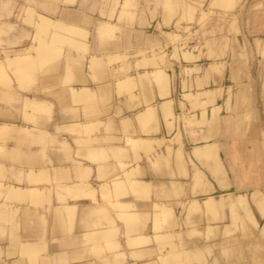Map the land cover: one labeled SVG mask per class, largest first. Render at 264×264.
I'll list each match as a JSON object with an SVG mask.
<instances>
[{
  "label": "bare ground",
  "instance_id": "bare-ground-1",
  "mask_svg": "<svg viewBox=\"0 0 264 264\" xmlns=\"http://www.w3.org/2000/svg\"><path fill=\"white\" fill-rule=\"evenodd\" d=\"M25 1L26 2L32 1L33 3H35V6H31V4L21 6L20 9L17 11L16 16L18 17L20 15V12H25L27 14V17H29V19L23 18V21H29L31 23L32 31H28L25 28H22V30H18V33L23 34L22 36L27 37L28 40L26 39L27 40L26 42H20L21 37H18V39L15 40V42H8L7 44L9 46L2 48L1 53H0V71H1L0 73H3V70L8 69L9 66L11 67V68L9 67L11 70L12 68H14L12 72H10V74L12 73V75H9V73H5V74L3 73L4 75L3 74L0 75V82H4L5 80L6 81L8 80L11 86L8 89H6V91L2 92L3 94L0 95V99L8 98V100L9 99L14 100V101L16 100L21 105L20 111L18 113L12 112L10 109H5V108H2L4 110L2 109L0 110V121H1L0 122V152H2L0 161L2 163L5 161H10V162L18 161L20 163L26 162L29 164V168L31 169L33 165H39V164L42 165L43 163L40 161L41 160V158L39 157L40 153L38 154L37 152H32V151L29 152L27 149L32 145H35V144L39 145L41 153H43L42 156H44L46 140L49 139L51 140V142H54V143L56 142L51 132L48 131V127H50V124L48 122L55 120V119L54 120L52 119L54 117V114L52 115V113L50 112V105L52 104L49 101H47L48 99H45L43 97L31 96L29 94H21L20 92L16 90V87H14L12 83V81L15 80L18 83H20V86H21L22 84L21 82H23L24 80L28 78L27 73L34 72V70L43 69L44 66H45V70L47 71H55V70H61V69L63 70L62 83H64L63 84L64 86H60L56 91H53L52 97L56 99L71 97L73 100H75L76 103L78 102L77 100H79V102H82L81 106L71 110V113L74 118L71 121V123H68L67 125L63 124L65 126H61V124H58V123H57L58 125H56V127L58 126L57 129L59 130L66 128V129L76 132L75 133L76 136H79L80 133L82 134V137L79 136V138L78 137L75 138V142L78 143L77 144L78 146L80 143L79 141H81V144H80L81 147L79 146L80 149L78 148L76 153L77 154L80 153L81 149H82L81 151L84 150L83 153L82 152L80 153V156L81 154H83L82 155L83 158L80 157L81 158L80 160L82 161L79 160L78 163L81 165V168H79V166L78 168L82 169L83 171L84 165H82V163L86 161L87 159H89V157L93 159L92 156L100 155V157L102 158L101 155L103 154V152L107 154L109 150L111 149H117V150H114L113 152L111 151L112 153L110 152V154L108 153L107 155L103 154V156H105L103 157L104 160L99 157L98 158L96 157L97 159H99L100 163L102 162L100 160H103L105 162L109 159L110 160L115 159L114 161H116V159L122 161L123 159L122 160L119 159V157L123 158L122 156L127 157V161L129 160L128 162H126V159H125L126 163L124 162L123 163L124 165L119 164L118 161L117 162L113 161L114 163H117V164H114L111 161H109V163L103 162V164L99 168L97 167L99 170L101 169V173L100 171L98 172L100 173L99 177L101 178V182L98 185V190L99 191L101 190V192L98 191V195L101 197V201L99 203L95 201L96 200L95 197L97 198L96 189L95 191H93L94 188H92V191L88 192V193H91L90 196L83 192V195H86V196L88 195V198L91 199V201L93 202V205L87 206V209L85 211V218L82 220L83 223L85 222L90 225L89 226L84 223V227L86 228L85 229L86 231L83 232V238L85 240L84 243L85 242L91 243L89 246V250H90L89 255L94 257V260H91L89 264H137V263L138 264H189L188 261L193 259V257L198 256L204 247L211 248V249L212 247H215L216 249L218 245L220 244L224 245L225 242L239 241V238L235 236L237 232L234 230V226L232 228V225L234 223L237 224L238 228L239 226L241 227L243 226L244 229H247V228L251 229V232L253 234L254 232L253 229L255 227L257 228V226L255 225L254 227L253 224H258V223H257V218L253 210H251L252 207L248 208L247 202L248 200H250V198L246 196L245 192L241 190L242 189L241 186H238L234 183L232 184V187L230 188V190L209 192V187H211L210 186L211 182H208V180L206 181V183L205 181H201L202 189H197V190H198V193H204V195L202 198H200V202L197 198H190L186 201L187 204L185 206L183 217L186 216L188 219H191L193 217L192 215L194 211H196L199 208L202 209L203 213H206L207 217H209V214L217 213L219 209H221L223 206H227V208L231 212L232 221L231 223H229V225L228 224L213 225L209 222V224L206 227L207 231L208 232L213 231L214 236L218 234V238H215L210 243H205V241L204 242L195 241V239H187L186 234L190 233V231L192 230L182 227V229L181 230L179 229L180 231H178L177 229L179 227L178 228L175 227L176 225L179 226V221L176 220L178 218V215L177 214L173 215L174 213L173 208L169 205L159 202L158 200L163 194H168L172 190L178 191L176 188L177 187L182 188V184H183L182 181H179L173 177L174 176L173 162L170 161L171 165H169L168 167L166 165L165 166L161 165L164 163V160L169 159V158H167L168 155L167 153L164 152V150L159 151L157 149V146L162 142V139H163L162 137H166V136L161 137L160 131L162 129V126L160 127L161 125L160 121L165 120L167 123L166 125L171 126L172 124L169 118H171L174 115L173 109H172V103H173L172 95L173 94L169 95L166 98H162V96L165 95L166 91L169 93L167 68L170 67V64L167 63V60L169 57H176V58H182L185 61H190L191 58L192 59L196 58L197 55L191 53L188 50H184L180 48L182 45H178V42H176V39L177 41H179V39L176 38L175 41L172 39L175 43L173 44V47L171 46L172 49L168 52L166 58H162L161 56L162 59H160L159 61L157 60V57L160 51H158L157 56L155 55L156 57H154L153 55L154 51H152L153 49L150 48V45L145 46L144 44H147V43L146 41H144V43H142L143 46H141L138 50H136L137 54L138 52H140L139 53L140 58L138 59L135 58V61L132 60V61H126L124 63H121L115 69L112 70V73L109 71L115 77L113 81L107 83L104 86L93 87V85L89 84V78H87L84 75V72L86 69H90L91 73H96L100 71V69H102L103 65L101 63H97V64L91 63L90 64L89 62L80 64L77 52L78 51L82 53L88 52L89 54L90 52L94 50H99L104 53H111V51L115 48H118L120 51L121 50L123 51V49H127L130 47L128 45V41L130 39L131 34L134 31H140L139 27L144 28L146 30V28L143 27V25L144 24L150 25L148 23L147 18L145 17V19L142 20V15L141 16L136 15L135 17L133 11L128 12L129 10L128 8L126 9L127 11H124L123 13H119L116 16V19L112 22L108 19L103 20L102 18H105L104 16L108 15L109 13L104 10L106 14L105 13L101 14L102 9L98 6L99 4L97 5V7L96 6L95 7L97 8L98 14H101L102 17L97 16L93 18V16H90L87 13V10L90 8V2L88 3L87 0H76V2L71 5L70 4L67 5L68 4L67 2L72 3L75 0H58L59 1L58 3H56V0H25ZM175 1L176 0H172V2H175ZM0 2L1 4L4 3L0 7V25L6 26L8 28L12 27L13 24L10 21H8L5 17H3V13H2L3 9H7V5H9L10 0H0ZM121 2L130 5L132 0H121ZM75 4H78L76 8L72 6ZM94 5L95 3L94 4L92 3L91 7H93ZM166 5H168V3H166ZM192 5H193V2L191 0H181V6H182L181 16L183 17V19H188V20L191 19L190 16L192 15V10H193ZM35 7H38L40 9L36 10ZM144 8H145L144 6L142 7V9L140 8V11L143 12L145 10ZM121 16H123V18L125 19L124 22H127L128 25L132 26L136 22L138 23V25L139 24L141 25L137 27L135 26L130 27V28L127 27L125 28L126 29L125 33H123V30H122L123 34L120 40H117V41L112 40V41H109L108 43H106L105 40H103L102 43L98 42L99 39H101L105 35H112L113 30L118 27V24L115 21H117V18H120ZM149 16H150V13H149ZM174 20H177V19H174ZM88 22H91V23L93 22V25H94L93 36L92 34H90L89 28H87V26L82 25V23H88ZM187 27H188V24L184 26V28H187ZM182 29H183V26H182ZM169 32L171 34L175 33L176 34L175 36L179 37L178 32L174 30H170ZM169 37L171 39L170 34H169ZM151 38L153 40V37H150V39ZM17 42H19L18 47L14 49H10L13 46L12 44L17 43ZM59 43L69 45V47L74 48L77 52L72 54L71 56L72 58H70V56L68 55H65L63 62L62 60L60 61L56 60L57 62L56 61L51 62L49 60V58H51V55L52 56L54 54L60 55V53L63 54L62 46L59 45ZM147 52H149L148 55H146ZM126 53H129V52H124V54ZM87 57L90 58V56H87ZM85 58L86 57L82 55V59H85ZM193 68L198 69L199 65L195 64V67ZM163 76H164V79H163ZM158 79H159L158 87L155 88L157 85L156 83ZM160 81L162 83L161 87H160L161 84L159 85ZM135 82H139L138 91H132L131 89L132 85H133L132 88L135 87L134 85ZM153 84L154 85L156 84V85L153 87ZM116 87L119 90V92L121 90L122 94L125 93V87L128 89L127 90L128 92L130 91L128 95L129 97L131 96V98H134L132 99L133 106L135 104L134 101L137 100L138 98L137 96L138 95L140 96L138 100L141 102V106L135 112L134 116L131 115L132 119H135L137 123L139 124L140 133H142V129L147 130V128H149V125L152 121H157V126L150 127L153 129H151V131L147 132L146 134L142 133L143 134L142 135L138 133L139 135L137 134L136 136L118 135V136L113 137L112 135L113 133L111 134L103 133L100 135L96 133H95L96 135L94 133H91L92 135H90L89 132L90 131L93 132L96 126L102 122L104 123L105 131L110 132V130L113 129L112 128V117L115 115L121 116V118L119 116V120H120L119 122H122L121 124L123 125V121H124V126L122 125L121 126L125 128L126 126L125 123L127 121L126 118L128 117L127 114H123V111L128 106L126 100L120 99L113 105L110 104L109 106H106L104 108H101L97 106L96 104L95 96L100 91L102 92H100L98 95L103 97L105 96L103 94L105 90H113V96L115 95L114 97L117 98L118 90L116 91ZM20 88H22V86ZM217 91L213 87L212 89H208V90L201 91V92L199 91V92H194V93H188L189 92L188 91V92H185L184 95L188 97L193 96L196 98L197 95H200V94L209 95V93L210 94H212L213 92L217 93ZM168 93H166V95ZM233 96H236V95H233ZM80 97H81V100L79 99ZM115 98H113V100H115ZM209 99L214 100V97L211 96ZM209 99H207V101ZM237 100H238V97L235 100V103H236L235 106H237V109H238L239 105H237V102H236ZM207 101H204V102L202 101V103L204 104ZM79 102L78 104H80ZM138 102L137 104L139 105ZM208 102H211V101L209 100ZM235 106L233 105L232 108L229 106V108L231 110L233 109V111H236L237 109H235ZM135 107H137L136 104H135ZM102 112H105V115H106L104 120L99 118V115ZM202 112L204 113L203 115L201 114L200 116H203L204 118L205 111H201V113ZM18 114L20 116H23V118H25V121L30 123V126L27 125V126H21L20 128H15V126L11 125L10 123L13 122V120L17 119ZM199 114H198V117H199ZM81 115L85 116L87 119H84V120L78 119L79 117H81ZM183 115H185L184 116L185 122L191 124L190 122L191 118H188L187 117L188 115H186L185 113ZM194 115L195 114H193L192 116L194 117ZM92 116H95V117L92 118ZM173 117H176V116H173ZM216 118H214L216 120L215 124L218 125L217 121L219 119L217 120ZM195 119L196 117L194 118V120L192 119L193 121H195L194 123L200 122L199 120L197 121V119L196 120ZM243 119L245 120L244 116H243ZM209 121H210V117H209ZM238 121L237 123H235L236 126L238 124ZM245 121H243L244 124H245ZM127 126H129V124ZM15 130H16V133L18 134L17 136L14 137L15 144L12 146L8 145L7 140L9 137L7 136L10 135L11 131H15ZM123 131L124 129L122 128V134H123ZM125 132H127L126 129H125ZM88 135L90 136V138L88 137ZM83 136L84 137L87 136L89 140L83 138ZM94 137L96 138V140L98 137V141H96L97 143L95 144L94 142L92 143V139L95 140ZM108 138L109 139L113 138L112 139L113 142L111 144L108 143L109 145L107 143L105 144L109 146L108 147L109 150L106 148L107 146L105 147V145H103L106 148V150H108L107 152L104 149V147H101L102 145L101 141L107 140ZM84 139L86 141H84ZM58 143L62 144L66 142H64L63 140V141H59ZM139 143L143 144L142 148H140L136 152L133 149H130V147L134 146V144H139ZM89 146H91V148ZM204 146L205 145L203 143L195 145L191 153L188 152L189 160L193 161L194 158H197V157L205 158L207 151ZM86 148L87 150L85 151ZM88 148L90 152L88 151ZM94 148L95 150H98V151H95ZM90 149L91 150L93 149V151H91ZM128 150L130 153H128ZM132 150L134 151V153L131 152ZM167 150L169 154H172L171 155L172 160H173L174 155L177 156L179 160L182 158V152L180 148L171 147L169 145L167 146L166 151ZM25 151H28V152L26 153ZM87 151L92 154H89ZM154 151L156 153L153 154L152 152ZM9 153H10V157H9ZM86 153L87 155H85ZM142 154L146 155V159H147V162L145 161L146 165L139 163L143 159ZM11 155H14V156H11ZM51 156L49 158V161L52 162L53 159L51 158ZM94 159L92 160V162L94 161ZM99 162H97V164ZM2 163L0 164V175L2 174V176L0 177L1 178L3 177L5 179L6 178L10 179L9 178L10 176H6L5 174L6 170L4 168V164ZM53 163L55 162H52V164ZM118 164L121 169L124 166H126V168L119 172ZM151 164L152 166H154L155 164L156 165L158 164V166L156 169L150 170ZM163 166L165 168H163ZM220 166L221 164L220 162H218L217 168L219 170H221ZM39 167L42 168V166H39ZM85 168H89V167L85 166ZM41 170H42L41 172L37 171V174L41 173L42 176L43 175L46 176L48 173L47 170L44 168ZM86 170L84 169V172H86ZM112 170L114 171L116 170L115 171L116 173H114L113 177L111 176V174L113 173ZM30 172H32V174L28 176L29 178L26 177L27 186L25 187L21 185L22 183L14 184L13 182H10V181H8V183L0 182V194H1L0 195V238L4 237L5 238L4 240L7 241L8 239H10L9 236H12L13 233H15L13 232V228L17 227V229H19L16 232V236H17L16 238H18L17 239L18 245H17L16 250L12 251L8 249L7 251L6 250L3 251L4 252L3 254L6 255V254L11 253V255L19 254L20 256L21 255L25 256L29 259L30 264H62V262H64L65 260L69 258L76 259V258L82 257V255H80L81 252L80 254L79 253L76 254L75 252L77 249L79 250V248H77L73 253H71L70 257L67 256L66 258L61 252H57V251L50 252L49 246L47 245L46 240H45L46 238L44 239L45 240L44 241L43 237H41L40 235L41 232H43L42 229L39 231V228L35 226L34 224L31 226L26 224L27 222H29L26 219L31 217L30 216L31 212H29L30 210L23 209L24 208L23 207V208H20V213H18L20 206L18 207L13 204L17 200H19L17 201L18 203H23L24 201H27L30 204H32L35 208H40V207L44 208L46 207L45 205L40 206V207L37 205L38 202L40 201V197L33 196L41 192V194H38V195L42 196V199L44 198L46 199L49 196L48 198L50 200L44 199L46 202L48 201L47 205L49 206L51 204L49 203V201H51V197H52V196L50 197V194L53 195L51 193L52 192L51 188L53 187L51 186V184L55 185L53 189L56 188V191L52 189L53 193L57 191L59 192L60 189H66L65 191L63 190V193L65 194V192H67L66 193L67 196L70 195L71 193V196L73 194L72 196L73 199H76L75 195L76 197L79 196L76 190L77 188L79 190V187L77 185L78 183L77 180H76L77 182L76 184L66 183L63 185L62 184L63 182H61V185H63L61 187V185L59 186V183L57 180L59 178L62 179L61 177H59V175H57L58 177L54 175V177L52 176L51 178L49 175L46 176L47 178L45 179H48L49 177L51 181L57 180L58 184L57 183L56 184L57 186L60 187V189L58 190L57 189L58 187L56 186V184H54L55 182L49 184L51 188L48 187L50 188L49 192L48 190H46L48 193H50L47 196L48 193L46 194V192H43L42 194V188L40 187V185L42 186L43 182L45 185V182H47L49 179L43 182L40 180L41 181L40 182L38 181V179H40L42 176L41 175L39 176V174L38 176H36L35 175L36 172L34 173L33 169L32 171L30 170ZM84 172H80V173L78 172L77 175H73L74 179L75 177L77 178L80 177V175L81 177L84 176L82 174L87 175L86 174L87 172L86 173ZM109 173H111L110 176H109ZM192 175L196 176L197 177L196 182H199V176H202L204 174L203 172L201 174V170L199 169L198 166L195 165L193 168ZM163 176H165V178ZM55 177L57 178L55 179ZM73 177L71 176V182L72 180H74ZM20 178H21L20 176H14V179L17 180V182H20L18 181ZM45 179L44 177L42 178V180H45ZM22 181L23 179L21 178V182ZM37 181L40 183H38ZM47 183H50V182H47ZM218 183L219 185H221V181H218ZM135 184H138V186L136 187ZM10 185H11V190H9ZM73 185L74 187L75 185H77L75 189L76 192H73L74 191ZM12 186H13V189H12ZM128 186H132V187H129L131 189L134 187L132 190H134V192L136 191V193L132 194L131 193L132 190L129 189ZM169 186L171 187L172 190L169 189ZM152 187H155V191H156L154 199L149 198L148 200H146V197L148 198L147 195L146 197H144L145 198L144 199L142 195L144 196V192L145 193L146 191L149 192ZM68 188L69 189L72 188L69 190L70 193H68L67 191ZM3 190L5 191L7 190V192L9 193L6 192L7 194H2L3 192H5ZM81 190L79 192L80 194H82L81 192L83 191ZM235 190L237 191L239 190L240 192L239 191L236 192ZM257 192L260 193V191L257 190L255 192V195H257L256 194ZM61 193L62 192L55 194V199H57L56 201L59 200L58 204H60V206L54 205L53 207L50 206V207L45 208V209H49L50 211H53V214H51L52 215L51 217L52 218L55 217L54 219L50 218V224L48 225L49 226L48 229L49 230L51 229L50 230L51 233H58L57 231L60 232L64 228V223L62 221L64 214L68 215V217L72 219L76 211V205L74 203L72 204L68 203L65 206V204L67 203L66 202L67 196H66V199H64L65 196L63 193L62 194ZM74 193L76 194L74 195ZM99 193L100 194L103 193L102 196ZM215 193H219L221 195V199L217 198L215 196ZM235 193H241V194L243 193V196L237 197ZM61 195H63L64 198ZM83 195H80V196H83ZM122 195H126V196H123L121 198L120 196ZM61 198H62V201L64 200V203L66 202L65 204L63 203L65 208L62 206L63 204L61 202ZM256 198L257 200L260 199V198L258 199V196ZM12 199L13 201L14 200L15 201L12 202ZM176 200L177 202H179V199H176ZM260 203H262V200ZM61 206L64 209H61L62 208ZM258 207L259 206H257V208ZM260 209L262 210V208ZM106 210H110L111 212L113 211L111 215L106 216L107 217L106 225H109L112 228V230L110 231L111 233L110 242L109 240H106V236H105L106 232H109V230L107 231L105 229L103 231V229L99 230V228L97 229V231L94 230L96 229L99 219L102 217V215L105 216L107 213L109 214V212ZM262 211L264 212V210ZM54 214L58 216L56 215L54 216ZM9 216H11V218ZM12 216H14V219ZM92 216H94L95 218H91ZM8 219H13V220L9 223ZM41 220L45 222L44 218L43 219L41 218ZM5 221H6V224H8L9 226L7 225V227L3 228L4 226H6L4 224ZM119 221H121L122 224L121 225L117 224L119 228L118 230H116L114 229V223L119 222ZM252 225L254 228L252 227ZM261 225L264 226V224H261ZM249 227H252V228H249ZM261 227L262 226H260V228ZM261 229H264V227ZM224 230L225 232H223ZM95 231L98 233H96ZM39 232L40 234L37 235L36 238H33L34 237L33 234L36 235V233L38 234ZM222 232L225 233L226 235L225 234L222 235ZM240 232H241V229H240ZM116 235L118 236L117 240L114 239V236ZM220 235L223 237H220ZM120 236L123 237V240H124L123 242H121ZM174 238H176V240ZM56 240L59 241L58 238H56ZM189 241H190V244H193L196 246L192 245L193 247L192 249H190V247L188 246ZM0 243H2L1 240H0ZM70 244L72 245V243ZM50 248L52 249V247ZM221 248L222 250H227V248L230 249V247H225L223 249L222 246ZM41 251H45V255L43 256L45 261H42L40 259L41 257L39 256L40 254L39 255L37 254V253H41ZM1 252L2 251L0 249V254ZM219 254L220 253H218V251L213 252L212 257H211L212 263L210 264H221L219 261V256H218ZM128 257L137 259L139 260V262L130 263L127 261ZM5 260L6 259H3L4 262L0 261V264H23L21 261H18V260H13V259H12L13 261L7 260L8 262H5Z\"/></svg>",
  "mask_w": 264,
  "mask_h": 264
},
{
  "label": "rangeland",
  "instance_id": "rangeland-1",
  "mask_svg": "<svg viewBox=\"0 0 264 264\" xmlns=\"http://www.w3.org/2000/svg\"><path fill=\"white\" fill-rule=\"evenodd\" d=\"M87 1H88V3L90 2V8L87 10V13H88V15L93 16V18H95L97 16L102 17L101 14H103V13L106 14V12H104V10H105L109 13V14L107 13L109 16L105 15L104 16L105 18H102V19L103 20L108 19L112 22L116 19V16L119 13H123L124 11H127L126 9L129 8L128 12L133 11L135 17H136V15L137 16L142 15V20L145 19V17L147 18L148 23L150 24V25H145V28H146L148 34H150V35H154L155 33L157 34V37L155 36L156 39L154 38V36H152L153 40H152V38L150 39L148 36L147 37L148 39L147 38L145 39L142 37L139 40H137L135 43H132L129 39V41H128V45L130 46L129 48L123 49V51L122 50L120 51L118 48H115L111 51V53H104V52H101L99 50H94V51L90 52L89 54H88V52L82 53L79 51L77 52L74 48L69 47V45L59 43V45L62 46L63 54L60 53V55L59 54H54L53 56L51 55V58H49V60L51 62H54L56 60L57 61L62 60V62H63L65 55H68V56H70V58H72L71 57L72 54L77 52L80 64H84L86 62H89L90 64L91 63H94V64L101 63L103 65L102 69H100V71H98L96 73H91L90 69H86L84 72V75L87 78L92 79L94 82L96 81L94 83L93 87L104 86L107 83L113 81V79L115 77H114V75L111 74L112 70L115 69L121 63H124L126 61H132V60L135 61V58L136 59L140 58L139 57L140 52H138V54H137L136 50H138L141 46H143L142 43H144V41H146V43H147V44H144L145 46L150 45V48L153 49L152 51H154L153 52L154 57H156L158 51H160L158 53V57H157V60H159V61L162 58H166L168 52L172 49L173 44L175 43L174 41L176 38L179 39V41H177V39H176V42H178V45H182L180 48H182L184 50H188L191 53L197 55L196 58H193V59L191 58L190 61H185L182 58H176V57H169L167 60V63L170 64V67L167 68L169 93L166 91L165 95H163L162 98H166L167 96L173 94L172 95V98H173L172 109H173V113H174L173 116H176V117L172 116L171 118H169L170 122L172 124L171 126L166 125L167 123L165 120L162 121L163 125H164V131H165L164 133L166 134V137H162L163 138L162 142L157 146V148L159 151L164 150V152L167 153V155H168L167 158H169V159L164 160V163L161 165H164V166L166 165L168 167L169 165H171L170 161L173 162V167L175 168L174 170L176 173V177H179V178L184 177V182L182 184V188H179V187L176 188L178 191H173L171 189V187L169 186V189L172 190L173 192L171 191L168 194H163L160 197V199H158V200H159V202H162L166 205L171 206L173 208V211H174L173 215L174 214L178 215V218L176 220L179 221V226L178 225L175 226L176 228L179 227L177 229L178 231H180L182 229V227L192 230V231H190V233L186 234L187 239H195V241H200V242L205 241V243L212 242V240H214L215 238H218V234H216L214 236L213 231H210V232L207 231L206 227L209 224V222L213 225H215V224H219V225L228 224L229 225V223H231V221H232V218H231L232 215H231V212L229 211V209L227 208V206H223L221 209H219V211L217 213L209 214V217H207L206 213H203L201 208L194 211V213L192 215L193 217L191 219H188L186 216L183 217L185 206L187 204L186 201L190 198H197L200 202V198H202L203 196H201V197L196 196V193H198L197 189H202L201 181H205V183L207 181V177L204 175L199 176V182H196L197 177L194 175H192L190 179L186 176L187 175L185 172L186 168H188L189 166L194 168V166H195L194 162L189 160V153L188 152H190V151H189L188 145H186V141L196 140L198 138V134H201L204 131V128H206V131H208V132H212L213 130H218L219 125H220V116L223 113H226L228 111H229V115H231L233 113V112H230V111H233V109L231 110L229 108V106L231 104V100L233 99V101H235L238 97V100L236 102H237V105H239V108L241 106H243V107L249 106L250 101L252 99V97H251L252 89L250 86L251 83L253 81H255V79H256L255 77H258V80H260V81L261 80L264 81V38L258 37L257 34L259 33V31H258L259 25H256V26L252 25V22L250 19L251 15L253 13H255L256 11L257 12H264V0H191L193 2V5H192L193 10H192V15L190 16L191 19H189V20L183 19V17L181 16V11H182L181 0H176L175 2H172V0H169V1L167 0L168 2L166 0H157V1L156 0H153V1L152 0H132L130 5L122 3L121 0H96V1L87 0ZM58 2L59 1L56 0V3H58ZM75 2H76V0L72 3L67 2L68 3L67 5H69V4L71 5ZM91 2L93 4L95 3V5L93 7H91L92 6ZM154 2H155V4H154ZM10 3H9V5H7V9L2 10V13H3V17H5L8 21H10L13 24V26L8 28L6 26L0 25V53H1L2 48L9 46L7 44L8 42H15V40H17L18 37H21L20 42H26L28 40L27 37L22 36L23 34L18 33V30H22V28H25L28 31H32L31 23L29 21H23V18L29 19V17H27V14L25 12H20V15L17 17L16 13L20 9L21 6L30 5V4H31V6H35V3H33L32 1L26 2L25 0H10ZM88 3H87V5H88ZM166 3H168V5H166ZM3 4L4 3L1 4V2H0V7ZM97 5L102 9L101 14H98V11L96 8ZM143 6L145 7L144 8L145 10L142 12V11H140V8L142 9ZM138 8H139V10H138ZM35 9L39 10L40 8L35 7ZM40 11H42V10H40ZM149 13H150V16H149ZM111 14H112V16H111ZM126 19H128V18H126ZM174 19H177V20H174ZM263 19H264V14H263ZM124 21H125V19L123 18V16H121L120 18H117V21H115V22L118 24V27L113 30L112 35H105L104 36L105 38L102 37L101 39H99L98 42L102 43V41L105 40V42L108 43L109 41H112V40H114V41L120 40L122 37V34L126 32L125 28L133 27V25L132 26L128 25V23L124 22ZM132 22H134V21H132ZM186 24H188V27L184 28V26ZM82 25L87 26V28H89L90 34H92V36H93V33H94L93 22L92 23L91 22L82 23ZM182 26H183V29H182ZM122 30H123V33H122ZM170 30H174V31L178 32L179 37L175 36L176 35L175 33L171 34L169 32ZM167 31L169 32L171 39H170ZM165 32L167 33L168 37H167ZM18 44H19V42L12 44L13 46L10 49L17 48ZM124 52H129V53L124 54ZM148 54H149V52L146 53V55H148ZM82 55L85 56L86 58L82 59ZM87 56H90V58ZM159 56H160V58H159ZM161 56H162V58H161ZM195 64L199 65L198 69L193 68V67H195ZM9 67L6 70L2 69L4 74L9 73V75H12V73L10 74V72H12V70L14 68H12V70H11L10 69L11 67L10 68ZM203 67H204V69H203ZM110 68H112V69H110ZM3 73H0V75ZM62 73H63L62 69L61 70H55V71H47V70H45V66H44L43 69L34 70V72L27 73L28 78L26 80H24L23 82H21L22 88H20L21 87L20 83H18L17 81L14 80V81H12V83H13L14 87H16V90L18 92H20L21 94H29L31 96H36V97L39 96V97H43L45 99L50 100V102L52 101L51 102L52 105H50V112L52 113V115L54 114V116L60 115V118H58L59 122L67 125L68 122H70L69 120H70L71 115L69 113L65 114L60 109V107L55 106V102H54L53 97H52L53 91H56L60 86H64L63 85L64 83H62V81H63L62 80ZM204 75L206 76V79H208L207 77H209V79L211 77V79H215L216 81H219V79H221V87H220V89H218V91L216 90L217 93L211 92L213 95L215 94L214 96L210 93H209V95L208 94H200V95H197L196 98L193 96L188 97V96L184 95V93L188 92V91H189L188 93L198 92V90H199L198 88L204 84V82L200 81L202 76H204ZM12 79H13V77H12ZM163 79H164V76H163ZM160 80H161V78H160ZM216 81L214 82V84H217ZM242 81H246V84L243 85ZM158 82H159V79L156 83L157 85L155 84L156 85L155 88L158 87ZM134 85H135L134 88H132L133 85L131 86L132 91H138L139 82H135ZM155 85L153 84V87ZM159 85H160V87L162 86L161 81H160ZM9 87H11V86H10V83L8 82V80L7 81L5 80L4 82H0V95H2L3 94L2 92L6 91V89H8ZM121 87H122V85H121ZM117 90L118 89L116 87V91ZM127 90L128 89L125 87V93H123V94L121 93V90H120V92L118 90L117 94L119 96L117 95V98L113 97V98H115V100H113V101L111 100L112 99L111 97L113 96V90H105L106 93L103 92V94L105 95L103 97L98 95L102 91L97 93L95 96L96 97L95 98L96 104H97V106H99L101 108L109 106L110 101H112L111 105H113L114 103H116L120 99L127 101V104H128V106L126 107L127 111L123 114H127V116L130 117L131 119L128 117L126 118L128 123L126 121L125 128L122 127V126H124V121H123V125L121 124L122 122H120L119 128H120L121 133H119L117 135L112 134L113 137L118 136V135L136 136L138 133H140L139 124L137 123V121L135 119H132V117H131V115H133V116L135 115V112L141 106V102L138 100V98L140 96L138 95L137 100L134 101L136 106H137V107H135V104L133 106V101H132V99H134V98H131V96L129 97L128 94L130 93V91L128 92ZM166 93H168V94L166 95ZM106 94H108V95H106ZM115 94H116V92H115ZM216 95H218L220 100H221L220 105L215 106V108L211 107L212 109H210V116H207L208 106L210 104H212L214 101V100H211L209 98L211 96L215 97ZM233 95H236V96H233ZM123 96H124V98H123ZM177 96H178V98H177ZM106 97H107V99H106ZM98 98H100L101 100ZM234 98H235V100H234ZM79 99L81 100V97ZM207 99H209L211 102H208L209 100L207 101ZM77 101L79 102V100H77ZM100 101H101V103H100ZM202 101L203 102L207 101V102L203 104ZM137 102L139 103V105L137 104ZM79 103L80 104H78V107L82 105V102H79ZM234 104H236V103H234ZM12 105L19 107V102L14 101V100H10V99L8 100V98L7 99H5V98L0 99V108H10ZM235 109H237V106H235ZM214 110H216V111H214ZM201 111H205L204 118H203V116H200L201 114L203 115V113H204V112L201 113ZM199 112H200V114H199ZM236 112H237V110H236ZM184 113L186 115H188L187 116L188 118H191L190 119L191 124L185 122V118H184L185 115H183ZM193 114H195L194 117L192 116ZM198 114H199V117H198ZM212 115H213V117H212ZM61 116H63V117L61 118ZM105 116H106L105 112H102L99 115V118L104 120ZM115 116H117V115H115ZM243 116H244L246 121L242 118ZM243 116H241L240 121H245V124H246L248 122V116L247 115H243ZM93 117H95V116H92V118ZM195 117H196L197 121L198 120L200 121L199 123H197V122L194 123L195 121H193V120ZM209 117H210V121H209ZM17 118L19 120V117H17ZM120 118H121V116H120ZM214 118H216L217 120L219 119L217 121L218 125L215 124L216 120ZM79 119L84 120L87 118L82 115L81 117H79ZM58 120H57V122H58ZM48 123L50 124V127H48L49 132L54 134L57 138H60V139L63 138L65 140H67L68 143L70 144V146L72 147V149L76 148V145L72 141V136L75 135L74 132H72L66 128L61 129L59 131V130L55 129V127L53 128V126H51V124H53L54 121H51ZM20 124L23 125V124H26V122L22 121V122H20ZM128 124H129V126H127ZM156 124H157V121H152L149 125V128H147V130L142 129V133L146 134L147 132L151 131V129H153V128H150V127L155 126ZM104 127L105 126H104L103 122L99 123L96 126V128L94 129V131L93 132L90 131L89 133H90V135H92L91 133H94V134L96 133L98 135L106 133ZM112 128L113 129H111L110 132L114 133V131H117V123L114 120L112 121ZM122 128L124 129L123 134H122ZM125 129L127 132H125ZM243 130H244V132H247L248 127H246V128L243 127ZM152 132H154V131H152ZM78 133H79V131H78ZM79 136L82 137V134L80 133ZM79 136H77V137L79 138ZM88 137L90 138L89 135H88ZM88 137L83 136V138L89 140ZM208 137L209 136H207V135L202 136V139L204 140L202 143L205 145L204 147L206 148V151H207L206 157L205 158L197 157V158H195V160L202 167H204L207 170V172L210 174V176L212 178L216 179L217 181H221L222 187L228 188V187H230V184L228 182L224 181L225 178L227 179V176L224 173V169L221 168V170H219L217 168V163L219 161H218L217 148L216 147H219L218 143H216V141H207ZM9 138H8L7 142L9 145H11L12 140ZM214 138H218V137H214ZM85 139H84V141H86ZM112 139L113 138H111V139L108 138L107 140H102L101 141V144H102L101 147H104L103 145H105L106 143L111 144L113 142ZM96 141H98V137H97V140H96V138H95V140L92 139V143L94 142V144H95V143H97ZM64 142H66V141H64ZM79 142H80L79 143V146H80L81 141H79ZM83 143H85V142H83ZM62 144L66 145V143H62ZM76 144H78V143H76ZM142 145H143L142 143L134 144V146L130 147V149H133L136 152L137 150L142 148ZM169 145L171 147H177V148L181 149L182 158L180 160L175 155L173 156V160H172V156H171L172 154H169L168 150L166 151L167 146H169ZM33 146H35V145H33ZM79 146H78V148H79ZM106 146L107 145H105V147ZM48 147H49L50 152L53 151L54 148L52 146L49 145ZM89 147L91 148V146H89ZM105 147H104V149L106 150V148L108 149L109 146H107L106 148ZM81 150H80V153L81 152L83 153L84 150L83 151H81ZM86 150H87V148L85 149V151ZM94 150H95V148H94ZM108 150H106V151L108 152ZM114 150H117V149H111V150H109L108 153L110 154V152L111 151L113 152ZM125 150H127V149H125ZM129 150H128V153H130ZM133 150L131 152L134 153ZM88 151H89V148H88ZM91 151H93V149ZM95 151H98V150H95ZM78 152H79V150H78ZM80 153H78L79 156H80ZM152 153L154 154L156 152L154 151ZM1 154H2V152H0V157L2 156ZM89 154H92V153H89ZM103 154H106V153L103 152ZM103 154L101 155L102 158L100 157L99 154H98L99 156H92L93 159L95 158L94 161L97 160V161H95V163H94V161L92 162L93 159L91 157H89V159L91 158L90 160L86 158L87 159L86 161H88V162L91 161L90 163H94L99 168L104 162L103 157H105V156H103ZM82 155L83 154H81L80 157L83 158ZM85 155H87V153ZM142 155H143V157H142L143 159L139 163L146 165L145 164V161L147 162L146 155H144V154H142ZM11 156H14V155H11ZM44 156H46V155H44ZM9 157H10V153H9ZM96 157L103 159V160H100L102 162L100 163L99 159H97ZM122 157L123 158L119 157V159H121V160L123 159L122 161L117 160V159H116V161H114L115 159L110 160L108 158L109 160L105 161L104 163H106V162L109 163V161L114 163V162L118 161L119 164H123L125 162V159H126V162L129 161V160L127 161V157H124V156H122ZM5 159H6V157H5ZM52 162H54V161L52 160ZM97 162H99L100 164L98 163L99 164L98 165ZM12 163L16 164V163H18V161H13ZM114 164H117V163H114ZM119 164H118V167H119V172H120V171L124 170L126 168V166H124V167L122 166L123 168L121 169ZM33 166H36V165H33ZM78 166H79V168H81L80 164ZM157 166H158V164L157 165L155 164L154 166H152V164H151L150 170L156 169ZM164 166H163V168H165ZM32 167H31V169L30 168L29 169L31 171L33 169V171L35 173L36 168L35 167L32 168ZM41 169H43V166H42V168L41 167L38 168V172L39 171L41 172L42 171ZM84 169L85 170L87 169L86 170L87 173L84 172ZM89 169L90 168H84V166H83L82 172L86 173L87 175L82 174V175H84L82 177L80 175V177H78V181H77L78 183L76 182V179H74L73 175H71L74 180H72V182L70 181V183L71 184L77 183V185L79 187V190H78V188L76 189L77 185H75V187L73 185V187H74L73 192H76L75 191V189H76L79 196L83 195V192L85 194H88L89 196L91 194L88 192L92 191V186L90 185V183L83 180L84 178H86L88 176V173L90 171ZM30 170H29L30 174L27 173V175H26L27 178H29L28 176H30L32 174V172H30ZM99 171L101 173V169L100 170L98 169V172ZM115 171L112 170L113 173L112 172H111L112 174L109 173V176L111 174V176L113 177L114 173H116ZM38 174H39V176L41 175V173H38ZM38 174H37V172L35 173L36 176H38ZM201 174H202V171H201ZM0 176H2V174ZM3 176H4V174H3ZM46 176H48V173ZM46 176L43 175L40 179H38V181L41 180L43 182V181H47L48 179L50 180L51 177L50 178L48 177V179H45V178H47ZM43 177L45 180H42ZM57 177H55V179ZM59 177L63 178L60 175H59ZM49 180L47 182H50V183L45 182L48 185H47L46 189H45V187H43L44 189L42 188V194H43V192H46V194H47L50 191L49 189L51 188V186H53V187L55 186L51 183L55 182L54 184H56L57 180H58V183L60 186L61 182H62L60 178L55 180V181L54 180L49 181ZM18 181H21V178ZM26 181H27V179H26ZM40 182H38V183H40ZM90 182L92 183V185L94 187H96L98 185V180L95 177L92 178L90 180ZM70 183H67V184H70ZM222 183H224V184H222ZM42 184H44V182ZM49 184H51V186H49ZM57 184H56V186H57ZM62 184L64 185L66 183H62ZM189 184H191V185H190V190L188 191ZM25 185L27 186V183ZM63 185H61V187ZM14 186H16V185H14ZM59 186H57L58 190L60 189ZM135 186L137 187L138 184H135ZM48 187H50V188H48ZM53 187L51 188L52 194H53V190L56 191V188L53 189ZM129 187H132V186H128V188ZM4 189H6V188H4ZM12 189H13V186H12ZM70 189H72V188H70ZM70 189L68 188V190H67L68 193H70L69 192ZM129 189H131V188H129ZM7 190L6 191L3 190L5 192L1 191V192H3L2 194L9 193L10 192L9 190H11V185H10L9 190H8L9 192H7ZM46 190H48V192ZM63 190L65 191L66 189H60L59 192L63 193ZM80 190L82 191L81 192L82 194L79 193ZM227 190H230V189H227ZM241 190L243 192H245L246 196H248L250 198V200H248V202H247L248 208L252 207L251 210H253V212L257 218V223L260 225L253 224L254 227L256 225L257 228L256 227L254 228L252 225V227L254 228L253 229L254 232L252 234L251 229H248V228L244 229V227L242 226L244 229L243 230L241 226H239V228H238L237 224L234 223L232 225V228L234 226V230L237 232V234L235 236L237 238H239V241L225 242L224 245L223 244L218 245L216 249H215V247H212V249L204 247L198 256L193 257V259L188 261L189 264H210V263H212L211 257H212L213 252H217V251H218V253H220L218 256H219V261L221 264H264V229H261L264 227L263 225H261V224H264V212L262 211V210H264L263 209L264 208V182H263L262 186L259 185L258 187H252L251 189H248V188L244 189L242 187ZM257 190L260 191V193L257 192L256 193L257 195H255V192ZM93 191H95V188ZM235 191L238 192L239 190L238 191L235 190ZM59 192L58 191L54 192V194L59 193ZM99 192H101V190ZM189 192H190V195H189ZM66 193L67 192H65V194L63 193L65 198L63 197V195H61L64 199H66V196H67ZM131 193L132 194L136 193V191L134 192V190H132ZM38 194H41V192ZM38 194L33 195V196H37V197L39 196L40 197V201H39L40 204L38 202L37 205L39 207L44 206V205L46 207H50L47 205L48 201L47 202L45 201L46 199L47 200L49 199L48 195L50 193L47 194L48 197L46 199L44 198L45 200L42 199V196H40ZM75 194L76 193H74V195ZM102 194H100V195L102 196ZM137 194H138V192H137ZM155 194H156L155 187H152L149 192H147V191H146V193L144 192V196L142 195V197L144 198L147 195L148 198L146 197V200H148L149 198L154 199ZM88 195L87 196L83 195V196L88 197ZM235 195H237V197H239V196H243V193L242 194L241 193H235ZM51 196L52 195L50 194V197ZM69 196L72 197L73 194L71 196V193H70ZM79 196L76 197V195H75V198H79ZM123 196H126V195H122L120 197L122 198ZM215 196L217 198L221 199V195L219 193H215ZM257 196H258V199L260 198L259 200H257V198H256ZM56 197H57V195H56ZM15 198H17V197H15ZM95 199H96L95 201L97 203H99L101 201V197H100V200L97 199L96 197H95ZM176 199H179V202H177ZM261 200H262V203H260ZM14 201L12 199V202H14ZM17 201H19V200H17ZM58 201H57V205L60 206V204H58ZM61 202H62V204L64 203V200L62 201V198H61ZM81 202L82 203H88L89 200H81ZM49 203H51V201H49ZM70 203H73V202H70ZM259 203H260V205H259ZM29 204L30 203H28L27 201L23 202L24 207L28 206V208H31V209L35 208V207H33L32 204L31 205H29ZM64 204L62 206L65 208V206L68 204V202L65 204V206H64ZM84 206H81V207L79 206V208L83 209L86 207V206L85 207ZM257 206L262 208V210L259 207L257 208ZM63 207L61 209H64ZM20 208L21 207H19L18 213H20ZM42 208L43 207H40V209H39V211H37V213L40 212V217L42 219L44 218L45 222H43L41 220V218L39 219L35 216L37 214V213H35V211H30L31 215H32L30 218L31 220L29 222H27L26 224L29 226L34 224L35 226H37L39 228V231L42 229L43 234H41V237H43V240L46 238L47 245H51V244L56 245L57 244L58 247L68 249L69 247L67 245H65L63 243L59 244L58 241L56 240V237L59 234H62L60 237L66 238L67 236L72 234V232H74V230L75 231L78 230V220L80 219V218L78 219V213H77L78 212V204H77L76 211H75L72 219H70L68 217V215H66V214L63 215L64 228L60 232L57 231L58 233H51L50 232L51 229L50 230L48 229V227H49L48 224L50 222V218H52L51 214H53V211H50L49 209H42ZM106 211H108L109 214L107 213L105 216L102 215V217L99 219L97 227L95 226L96 229H94V230L97 231L98 228H99V230L103 229V231L105 229L107 231L109 230V232H106L105 236H106V240H109V242H110V240H111L110 231L112 230V228L109 225H106V222H107L106 216L111 215L113 213V211L112 212L110 210H106ZM55 215L56 214H54V216ZM56 216H58V215H56ZM9 217L11 218V216H9ZM12 217L14 219V216H12ZM54 218H52V219H54ZM13 219H8L9 223ZM4 224L6 226H4L3 228L7 227L8 224H6V221ZM85 224H87V223H85ZM117 224L120 225V224H122V222L119 221V222L114 223V229H116V230H118V228H119L117 226ZM87 225H89V224H87ZM116 226H117V228H116ZM260 226H262V227L260 228ZM252 227H249V228H252ZM47 229L49 230V233L46 232V231H48ZM240 229H241V232H240ZM18 230L19 229H17V227H14L13 232H15V233H13L12 236H9L10 239H8L7 241L4 240L5 239L4 237L0 238V240L2 242V243H0V249L2 251L0 254V261L1 262H4L3 259H6L5 262H8L7 260H10V258L13 256V255H11V253L6 254L4 256L3 251H5V250L7 251L8 249L15 250L17 248V245H18L17 239L18 238H16L17 237L16 232ZM223 232H225V230ZM223 232H222V235L225 234ZM96 233H98V232H96ZM36 235H38V234L36 233ZM254 235H256V236H254ZM33 236H34V234H33ZM220 237H223V236L220 235ZM117 238H118L117 235L114 236L115 240H117ZM120 239L122 240L123 237L120 236ZM174 239L176 240V238H174ZM4 242H6V243H4ZM192 245L193 244H190V241H189L188 246L190 247V249H192L193 246H196V245H193V246ZM221 246L223 247V249L225 247H230V249L227 248V250H222ZM213 248H214V250H213ZM45 251H41V253L42 252L45 253ZM41 253H37V254L39 255ZM73 261H75V260H73ZM27 262H28V264H30L29 261H27Z\"/></svg>",
  "mask_w": 264,
  "mask_h": 264
},
{
  "label": "crops",
  "instance_id": "crops-1",
  "mask_svg": "<svg viewBox=\"0 0 264 264\" xmlns=\"http://www.w3.org/2000/svg\"><path fill=\"white\" fill-rule=\"evenodd\" d=\"M72 6H74V8H76L78 6V4H75ZM263 14H264V12H257L256 11L250 17L252 25H255V26L259 25V27H258L259 33L257 35H258V37H261V38H264ZM139 25H141V24H139ZM139 25L137 22L133 24V26H135V27H137ZM143 27H145V24L143 25ZM139 28H140V31H134L133 32L134 34L132 33L130 36V41L132 43H135L137 40H139L142 37L143 38H147V36H149V38H150V36L151 37L152 36L157 37L156 33L154 35H150V34H148L147 30H145L144 28H141V27H139ZM207 78L208 79H206L205 75L202 76L200 81L204 82V84L198 88L199 89L198 92L199 91L200 92L205 91L208 89H212L213 87L216 90L220 89L221 79H219V81H216L215 79L210 78L211 79L210 80L209 77H207ZM255 78H256L255 81H253L250 85L251 89H252V95H251L252 99L250 101L249 106H245V107L241 106L240 108L238 106L237 113H235L236 111H230V112H233L235 115L233 113L231 115H229V111L226 113H223L220 116V125H219L218 130H213L212 132H208V131H206V128H204V131L201 134H198V138L196 140L186 141V145H188L190 152L192 151V149L195 145L201 144L204 141L202 139V136L207 135V136H209L207 141H216V143H218L219 147H216L217 148L218 161L221 164V168H223L225 170L224 173L226 172L225 174L227 176V179L225 178L224 181L228 182L230 184V187L227 188V187H222L221 185H219L218 181L216 179L212 178L210 176V174H208L207 170L204 167H202L195 160V158L193 160L194 164L196 166H198L199 169L203 172V174L207 177L208 182H211V185H210L211 187H209V192H211V191H213V192L225 191L227 189H230L232 187L233 183L238 185V186L251 189L252 187H258L259 185L262 186V184L264 182V180H263L264 179L263 178L264 177V81L258 80V77H255ZM215 81L217 82V84H214ZM95 82L92 79H89L90 85H94ZM242 84L243 85L246 84V81H242ZM113 97L111 99L112 101H113ZM53 100L55 102V106L60 107V109L65 114L69 113L71 115L70 120H69L70 122H68V123H71V121L74 119L73 115L71 113V110L78 107V102L76 103L75 100H73L71 97L58 98V99L53 97ZM47 101L50 102V100H47ZM112 101H110V104L112 103ZM220 101L221 100H220L219 96L216 95L214 97L213 103L208 106L207 116H210V109H212L211 107H215L217 105H220ZM233 102L235 103V101H233V99H232L231 104H230L231 108L233 107V105L235 106V104ZM20 106L21 105L19 103V107L12 105L10 108H5V109H10L12 112L18 113L20 111V108H21ZM1 109L2 108H0V110ZM2 110H4V109H2ZM126 111H127V109H125L123 111V113H125ZM243 115L248 116V122L246 124H244L243 121H240V118ZM17 116L19 117V120H18V118L13 120V122L10 123L11 125L15 126V128H20L21 126H27V125L30 126V123L25 121V118H23V116H20L19 114ZM62 117L63 116H61V118ZM58 118H60V115L54 116L52 118L53 120L54 119L55 120L51 126H53V128L55 127V129H57L58 126L56 127V125H58V124H61V126H65V125H63L64 123L59 122ZM57 120L59 123L57 122ZM113 120L117 123V131H114V133L106 131V133H104V134L113 133V134L117 135V134L121 133L120 128H119V126H120L119 117L113 116L112 121ZM22 121L26 122L27 125L26 124L21 125L20 122H22ZM237 121H238V124L236 126L235 123H237ZM160 123H161L160 127L162 126V129H163V130L161 129V131H160L161 137L166 136V134L164 133L165 131H164L163 122L160 121ZM155 126H157V124ZM242 127H245V128L248 127V131L244 132ZM236 129H237V131H236ZM16 130L11 131L10 135L7 136V137H10L9 139H11L13 142V144H11V146L15 144L14 137L18 135L16 133ZM57 130H59V129H57ZM242 130H243V132H242ZM72 132H74V131H72ZM74 133H76V132H74ZM139 134H142V133H139ZM52 136L55 138L56 142L55 143L51 142V140H49V139L46 140V142H45L46 146L44 149V153L46 156H42L43 153H41L39 145H36V144H35V146H33V145L30 146L27 150L29 152L32 151V152H37L38 154L39 153L41 154V155L39 154V157L41 158L40 161L43 163L41 166H43V168L47 170L48 175L50 177H52L54 175H62L63 178L61 179V181L63 183H70V181H71L70 176L71 175H77L78 172H82L81 169H77L78 168V162L81 159L80 156H78L76 154L77 149H78V145L75 142V138L77 136H76V134L72 136V141L76 145L75 149H72V147L70 146V144L68 143L67 140H65L63 138H61V139L57 138L54 134H52ZM214 137H218V138H214ZM63 140L66 141V145L58 143L59 141H63ZM49 145L54 148L53 151H51V152L48 151ZM28 151H25V152L27 153ZM54 152H56L57 154ZM50 156L55 162L53 165H52V162L49 161ZM80 161H82V160H80ZM1 163L2 162L0 161V164ZM2 164H4V168L6 170L5 171L6 176H10L9 177L10 179L0 178V182L8 183V181H10V182H13L15 184H17V183L21 184L22 183L21 184L22 186H26L25 185L26 184V176L25 175H27V173L29 172V164L28 163L18 162L16 164H13L10 161H5ZM82 165H84V168H85V166L90 168L88 176L86 178H84L83 180L90 183L92 188L96 189L97 199L100 200L97 189H98L99 183L101 182V178L99 177L97 166L95 164L87 162V161H84L82 163ZM39 166H40V164L34 166L36 168L35 169L36 172L38 171ZM174 169L175 168L173 167V170ZM76 171H77V173H76ZM191 171L193 172L192 167L189 166L188 168H186V171H185L187 174L186 176L189 179L192 176ZM173 173H174L173 177L175 179L184 182V177H180V178L176 177L175 170L173 171ZM14 176H20L23 179V181L17 182L14 179ZM94 177L98 180V185L96 187H94L92 185V183L90 182V180ZM163 177L165 178V176H163ZM75 179L78 181L77 177H75ZM43 186L46 187L47 183H45V185L42 184V186L40 185L41 188H43ZM189 190H190V184H189L188 191ZM189 195H190V192H189ZM203 195H204V193H197L196 194L197 197H201ZM51 198H52L51 199V205H49V206L53 207L54 205H57V201L55 199V194L52 195ZM81 200H89V202L88 203H82ZM66 201L68 203L73 202L76 205V207L78 204V219L80 218L78 220V230H76V231L74 230V232H72V234H70L66 238L60 237L62 234H59L56 237L59 239L58 243L59 244L63 243L65 245H67L69 247L68 249L58 247L57 245L51 244V245H48L49 251L50 252H53V251L61 252L66 258L67 256L70 257L71 253H73L77 248H79V250L77 249L75 252H76V254H78V253L80 254V252H81L80 255H82L83 258L82 257H79L76 259L69 258V259L65 260L64 262H62V264H89L91 260H94V257L89 255V253H90L89 246L91 243H87V242L84 243L85 240L83 238V232L86 231L85 230L86 228L84 227V223L82 220L85 218V211L87 209V206L93 205V202L88 197L80 196L79 198L73 199L72 197H69V195L67 196ZM70 204H72V203H70ZM14 205L18 206V207L20 206L21 208L24 207L23 203H18V202H14ZM29 205H31V204H29ZM79 206L80 207L84 206L85 208L80 209ZM45 208L46 207H44L42 209H45ZM23 209L35 211V213H37V211H39L40 208H34V209L30 208L29 209L27 206V207H24ZM30 216H32V215H30ZM35 216L40 219L41 218L40 212H38ZM30 218L31 217H29L26 220L30 221L31 220ZM91 218H95V217L92 216ZM63 219L64 218H62V221L64 223ZM49 224H50V222H49ZM46 232L49 233V230ZM39 234H40V232L38 233V235ZM41 234H43V232H41ZM36 236L37 235L34 234L33 238H36ZM123 241L124 240L122 239L121 242H123ZM69 242L72 243V245ZM50 247H52V249ZM44 254L45 253L42 252L39 255L41 257L40 259L42 261H45V259L43 257ZM12 259L21 261L23 264H28L27 261H29V259L27 257L22 256V255L20 256L19 254L13 255L10 258V261H13ZM73 260H75V261H73ZM127 261L130 263H135V262L137 263L139 260L134 259L132 257H128Z\"/></svg>",
  "mask_w": 264,
  "mask_h": 264
}]
</instances>
